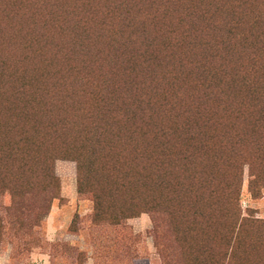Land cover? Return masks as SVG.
I'll return each instance as SVG.
<instances>
[{
    "label": "trees",
    "instance_id": "1",
    "mask_svg": "<svg viewBox=\"0 0 264 264\" xmlns=\"http://www.w3.org/2000/svg\"><path fill=\"white\" fill-rule=\"evenodd\" d=\"M228 1L0 0V174L30 159L55 185L52 162L70 158L80 182H109L95 215L146 211L154 229L175 189L190 233L223 199L226 233L190 245L194 264L256 248L239 196L244 168L251 195L264 188V4Z\"/></svg>",
    "mask_w": 264,
    "mask_h": 264
},
{
    "label": "rangeland",
    "instance_id": "2",
    "mask_svg": "<svg viewBox=\"0 0 264 264\" xmlns=\"http://www.w3.org/2000/svg\"><path fill=\"white\" fill-rule=\"evenodd\" d=\"M253 2L264 4V0ZM3 132L0 126V142L7 138L2 139ZM8 136L11 138L13 133ZM51 166L57 182L49 186L42 166L30 159L14 161L9 165L10 174H0V264H164L159 253L163 242L170 246V255L174 254L173 259L179 264H194L195 254L190 245L222 240L227 228L226 215L229 221L232 217L228 213L232 206L219 199L221 206L210 214L213 225H200L209 227L205 233H190L188 228L194 227L189 222L191 212L179 209L175 189L171 225L159 219L160 224L154 229L146 211L112 223L103 214L95 215L91 192L101 188L106 196L107 180L90 177L87 183L80 182L76 162L70 158H55ZM16 176L20 179L15 180ZM248 184V170L244 168L239 208L247 220L242 228L257 235L261 242L256 248L242 244L247 253L232 256L229 264H264V188L259 189V196H252ZM50 195L45 209L44 199Z\"/></svg>",
    "mask_w": 264,
    "mask_h": 264
}]
</instances>
